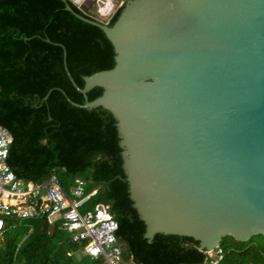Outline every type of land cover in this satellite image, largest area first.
Instances as JSON below:
<instances>
[{
    "label": "water",
    "instance_id": "obj_1",
    "mask_svg": "<svg viewBox=\"0 0 264 264\" xmlns=\"http://www.w3.org/2000/svg\"><path fill=\"white\" fill-rule=\"evenodd\" d=\"M81 19L114 60L83 76L82 106L115 119L146 241L174 234L210 250L264 237V0H125L111 26Z\"/></svg>",
    "mask_w": 264,
    "mask_h": 264
},
{
    "label": "trees",
    "instance_id": "obj_2",
    "mask_svg": "<svg viewBox=\"0 0 264 264\" xmlns=\"http://www.w3.org/2000/svg\"><path fill=\"white\" fill-rule=\"evenodd\" d=\"M0 0V125L11 136L6 163L14 176L40 183L55 174L66 190L75 178L97 194L117 223L121 263L189 264L201 261L191 237L156 233L146 241L144 223L129 198L119 138L112 114L85 108L83 76L109 69L113 47L103 31L81 19L111 26L125 0L106 20L95 16V1L81 11L71 0ZM65 67L73 82L67 75ZM102 88L86 92L87 100ZM45 96V98H44ZM77 104V105H76ZM221 264H264V237L246 241L224 236ZM80 256H77L76 253ZM0 264H95L80 244L42 217L8 220L0 239Z\"/></svg>",
    "mask_w": 264,
    "mask_h": 264
},
{
    "label": "built area",
    "instance_id": "obj_3",
    "mask_svg": "<svg viewBox=\"0 0 264 264\" xmlns=\"http://www.w3.org/2000/svg\"><path fill=\"white\" fill-rule=\"evenodd\" d=\"M93 1L97 17H108L122 0ZM71 2L79 7L83 0ZM10 142L9 132L0 125V239L8 220L42 217L65 232L72 242L80 244V253L95 264H121L117 223L108 206L101 202L86 206L97 194V187L87 188L84 180L75 178L64 190L53 173L40 183L15 177L6 163ZM198 250L203 254L202 260L189 264H221L223 251L219 245Z\"/></svg>",
    "mask_w": 264,
    "mask_h": 264
},
{
    "label": "rangeland",
    "instance_id": "obj_4",
    "mask_svg": "<svg viewBox=\"0 0 264 264\" xmlns=\"http://www.w3.org/2000/svg\"><path fill=\"white\" fill-rule=\"evenodd\" d=\"M95 5H96V3H94ZM116 3H114V5H115ZM117 5V4H116ZM95 16L97 17V15L95 14ZM97 18H99L100 20H106V18H107V16H103V17H97ZM76 255L77 256H80V254L77 252L76 253ZM121 264H123V262L121 263ZM124 264H126L125 262H124Z\"/></svg>",
    "mask_w": 264,
    "mask_h": 264
}]
</instances>
